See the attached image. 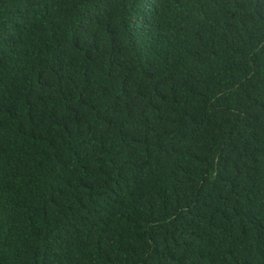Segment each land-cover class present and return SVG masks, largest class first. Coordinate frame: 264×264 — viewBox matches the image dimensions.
<instances>
[{
    "label": "trees",
    "instance_id": "16d2710c",
    "mask_svg": "<svg viewBox=\"0 0 264 264\" xmlns=\"http://www.w3.org/2000/svg\"><path fill=\"white\" fill-rule=\"evenodd\" d=\"M0 264H264V0H0Z\"/></svg>",
    "mask_w": 264,
    "mask_h": 264
}]
</instances>
